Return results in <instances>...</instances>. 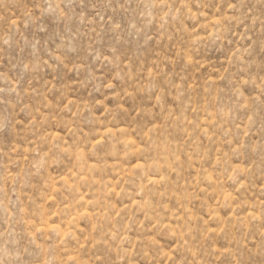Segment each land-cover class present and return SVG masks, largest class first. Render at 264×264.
Wrapping results in <instances>:
<instances>
[{
  "label": "rangeland",
  "instance_id": "374dc122",
  "mask_svg": "<svg viewBox=\"0 0 264 264\" xmlns=\"http://www.w3.org/2000/svg\"><path fill=\"white\" fill-rule=\"evenodd\" d=\"M0 264H264V0H0Z\"/></svg>",
  "mask_w": 264,
  "mask_h": 264
}]
</instances>
